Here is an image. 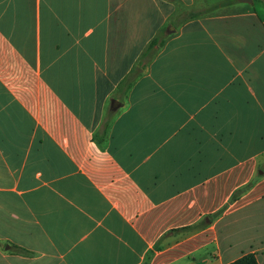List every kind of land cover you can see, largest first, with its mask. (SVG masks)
I'll list each match as a JSON object with an SVG mask.
<instances>
[{
	"label": "crops",
	"instance_id": "obj_1",
	"mask_svg": "<svg viewBox=\"0 0 264 264\" xmlns=\"http://www.w3.org/2000/svg\"><path fill=\"white\" fill-rule=\"evenodd\" d=\"M252 2L0 0V264H264Z\"/></svg>",
	"mask_w": 264,
	"mask_h": 264
},
{
	"label": "trees",
	"instance_id": "obj_2",
	"mask_svg": "<svg viewBox=\"0 0 264 264\" xmlns=\"http://www.w3.org/2000/svg\"><path fill=\"white\" fill-rule=\"evenodd\" d=\"M209 11H210L209 9L190 11L185 17V19H195L202 15H205ZM163 43L164 40L163 37L161 36H157L156 38L152 39L149 42L146 49L144 50V52L141 54L140 58L136 62L134 68L131 70L130 74L125 78V80L121 84V86H124L125 91H127L131 87L132 82L134 80L138 79L143 75V71L145 70L147 63L151 61V59L154 57L155 52L160 47H162ZM189 229L191 228L174 230L172 232H185L188 231ZM15 252L19 254H27V251L21 248H16ZM228 264H258V262L253 253H247Z\"/></svg>",
	"mask_w": 264,
	"mask_h": 264
},
{
	"label": "rangeland",
	"instance_id": "obj_3",
	"mask_svg": "<svg viewBox=\"0 0 264 264\" xmlns=\"http://www.w3.org/2000/svg\"><path fill=\"white\" fill-rule=\"evenodd\" d=\"M210 1H212V0H210ZM252 4H253V2H252ZM247 6V5H246ZM244 7V8H247V7ZM255 6H258L259 8H261L262 10H263V12H264V0H257V4L255 5ZM231 12V11H233L234 13H238L239 12V10H234V9H229V7H224V8H219V10H217L216 11V13H219V14H226V13H228V12ZM163 40H164V36H163Z\"/></svg>",
	"mask_w": 264,
	"mask_h": 264
},
{
	"label": "water",
	"instance_id": "obj_4",
	"mask_svg": "<svg viewBox=\"0 0 264 264\" xmlns=\"http://www.w3.org/2000/svg\"><path fill=\"white\" fill-rule=\"evenodd\" d=\"M239 2L241 3H244V4H251L252 3V0H238ZM119 106V103L116 102V101H112V104H111V107H110V110H115L117 107Z\"/></svg>",
	"mask_w": 264,
	"mask_h": 264
}]
</instances>
